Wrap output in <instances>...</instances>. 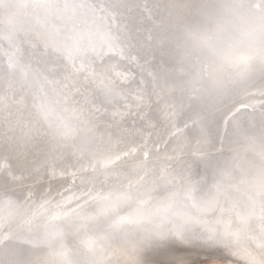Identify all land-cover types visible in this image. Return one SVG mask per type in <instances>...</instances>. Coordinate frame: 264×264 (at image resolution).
Returning a JSON list of instances; mask_svg holds the SVG:
<instances>
[{"label": "water", "instance_id": "water-1", "mask_svg": "<svg viewBox=\"0 0 264 264\" xmlns=\"http://www.w3.org/2000/svg\"><path fill=\"white\" fill-rule=\"evenodd\" d=\"M261 93L264 0H0V264L144 263L187 233L264 264V111L223 125Z\"/></svg>", "mask_w": 264, "mask_h": 264}, {"label": "snow or ice", "instance_id": "snow-or-ice-1", "mask_svg": "<svg viewBox=\"0 0 264 264\" xmlns=\"http://www.w3.org/2000/svg\"><path fill=\"white\" fill-rule=\"evenodd\" d=\"M117 19H119L118 15ZM140 27L148 33L156 28L155 17L148 7L142 13ZM128 36L130 40L134 39L133 32L129 31ZM161 58L157 55V51H152L144 56L143 64L148 67H157L162 73H168L169 69L160 64ZM261 97L251 103H241L226 113L223 120L224 131L227 132L228 127L235 124L232 118L241 109L248 110L250 114L264 111V93H261ZM190 122L198 123L199 120L194 118ZM19 194L23 201L30 202L32 199L24 188H19ZM4 195H7L6 189ZM7 204L9 207L17 206L13 201H7ZM143 259L144 264H236L234 253L227 246L222 245L215 238H206L192 233H187L182 238L171 235L157 242L145 251Z\"/></svg>", "mask_w": 264, "mask_h": 264}, {"label": "bare ground", "instance_id": "bare-ground-1", "mask_svg": "<svg viewBox=\"0 0 264 264\" xmlns=\"http://www.w3.org/2000/svg\"><path fill=\"white\" fill-rule=\"evenodd\" d=\"M155 97H156V95H155ZM142 108V107H141ZM141 108H139L137 111H135V113H137V112H140V114H143V111L141 110ZM131 114V113H130ZM133 114V119H136L137 117H139L137 114L136 115H134V113H132ZM127 118H131V116H129V117H127ZM126 118V119H127ZM145 118V117H144ZM133 119H128V121H130V120H133ZM142 122H144V123H146L147 122V119H145V120H143ZM101 129V131H103V127L102 128H100ZM100 129H97V132L96 133H99L100 132ZM106 129V128H105ZM114 126H112L111 128H110V130H109V132L111 133V134H113V131H114ZM147 131H149V129H146ZM121 131H123L122 129H121ZM126 132V131H125ZM129 132H131V131H129ZM132 132H134V130H132ZM95 133V134H96ZM163 134L164 133H162V136H163ZM167 134V133H166ZM124 135H128V132H126ZM165 135V134H164ZM153 136H156V133H154V135ZM164 138H166L165 136H163L161 139H159V142L161 143V141L162 140H164ZM170 144H172V142H170L169 144H167V145H165V147L164 148H161L160 150H161V153H166V149L168 148V146H170ZM5 147V149H10L8 146H4ZM118 150H119V148H118ZM145 150V149H144ZM125 151H127V150H125ZM128 152V154L130 155V153L131 152H133V151H131V149H129V151H127ZM115 153H119L118 151H116ZM134 156H137V155H134ZM143 157V156H142ZM153 157V155L152 156H150L149 158H152ZM155 157H159V158H161L162 156L160 155H156ZM28 159V158H27ZM133 162V159H129L127 162H126V164L128 163L129 165H127L126 167H128V168H131V163ZM92 166V165H91ZM132 167H133V165H132ZM93 168H95V166H93ZM42 170H44V169H42ZM51 170V169H50ZM51 172V173H50ZM49 173L51 174L50 176H48V179L50 180L49 182H50V184L49 185H51V184H53V182H56V181H58L59 182V184L58 185H54V188H56V189H58L59 188V186L62 184V182H60V181H62L63 180V178L62 177H59V178H55V177H57L56 175L54 176V174L52 173V171H49ZM54 177V178H53ZM55 179H56V181H55ZM26 181H28V179H26ZM32 181V180H31ZM33 182V181H32ZM64 184V183H63ZM64 186H66V184H64ZM30 187V191H33L35 188H33V187H31V186H29ZM59 191H61V190H59ZM75 206V203H73V204H71L70 205V208H73ZM105 249H110L109 247H105ZM240 255V254H239ZM257 255H258V257L261 259L260 261H258L257 262V264H263V262H262V257H261V255H260V253H257ZM243 259H246V262H245V264H251V262H250V258H248L247 257V255L245 254V253H242L241 255H240ZM137 261H139L137 264H144L142 261H140V259H137ZM237 264V263H236Z\"/></svg>", "mask_w": 264, "mask_h": 264}]
</instances>
